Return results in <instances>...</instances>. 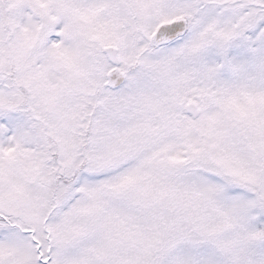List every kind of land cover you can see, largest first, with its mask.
<instances>
[{"label": "snow or ice", "instance_id": "1", "mask_svg": "<svg viewBox=\"0 0 264 264\" xmlns=\"http://www.w3.org/2000/svg\"><path fill=\"white\" fill-rule=\"evenodd\" d=\"M0 264H264V0H0Z\"/></svg>", "mask_w": 264, "mask_h": 264}]
</instances>
